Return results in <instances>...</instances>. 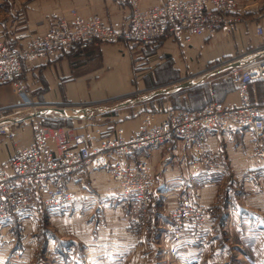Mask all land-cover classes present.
I'll list each match as a JSON object with an SVG mask.
<instances>
[{
    "label": "crops",
    "instance_id": "1",
    "mask_svg": "<svg viewBox=\"0 0 264 264\" xmlns=\"http://www.w3.org/2000/svg\"><path fill=\"white\" fill-rule=\"evenodd\" d=\"M239 2L234 15L241 13L243 18L211 37L199 35L179 41L168 35L145 49L130 47L124 41L101 43L26 62L23 77L31 86L36 107H19L14 85L0 82V127L6 126L14 134L13 138L0 134V164L17 144L32 141L36 119L44 122L50 117L65 122V118L68 123L63 126L89 130L99 144L114 137L119 128L126 136L132 135L147 112L154 110L162 120L174 106L171 100L161 101L167 94L189 99V108L202 106L208 101L194 99L198 87L207 82L209 100L237 104L232 69L264 59V33L256 32L258 25L264 28V0ZM156 3L142 0L144 8ZM71 7L83 14L96 13L105 23L124 26L131 15L126 0H33L26 10H20L16 26L1 28L0 41L21 44L20 32L44 35L58 13ZM94 58L97 61L93 62ZM171 70H178V74L166 77ZM188 72L193 75L187 77ZM160 74L162 81L169 83L160 86L152 81ZM185 82L191 84L182 86ZM159 88L171 89L135 100ZM148 89L152 91L144 93ZM140 92L144 94L137 96ZM250 92L253 101L261 103L263 82L252 83ZM77 112L80 116H73ZM249 138L250 133L240 127L230 132H202L201 139L211 144L221 161L216 170L196 174L192 173L194 151L187 150L181 139L138 151L134 162L146 160L156 178L154 201L140 232V224L134 228L137 201L124 195L105 170L75 174L67 184L82 191V207L75 209L72 203L66 210H45L39 216L26 212L0 224V264H28L33 257L41 259L39 264H264V162L253 156ZM193 201L215 208L218 232L211 235L208 254L170 221V209ZM46 219L60 233L49 228L51 235L45 236ZM208 229L212 227H206V232ZM72 236L82 239L83 244Z\"/></svg>",
    "mask_w": 264,
    "mask_h": 264
},
{
    "label": "built area",
    "instance_id": "2",
    "mask_svg": "<svg viewBox=\"0 0 264 264\" xmlns=\"http://www.w3.org/2000/svg\"><path fill=\"white\" fill-rule=\"evenodd\" d=\"M126 1L131 8L126 26L105 23L96 13L83 14L71 7L58 13L44 35L20 32L17 37L23 39L21 44L0 41V82L14 84L18 106L36 107L31 86L23 77L26 62L47 60L99 43L124 41L130 47L145 49L168 35L179 41L191 36L211 37L243 18L241 13L234 15L239 0H157L150 8H144L142 0ZM256 32L263 34V26L258 25ZM231 78L237 104L213 99L196 108H173L160 121L156 112H147L132 135L126 136L119 128L114 137L99 144L89 130L47 127L36 121L32 141L17 144L0 164V224L26 212L39 216L45 210H66L72 203L75 209L82 207V194L78 197V191H73L67 181L79 172L102 169L124 195L137 201L141 216L134 228L140 224V232L154 201L156 178L148 162H134L133 156L181 139L187 150L194 151L193 174L216 170L221 159L211 144L201 139L205 130L246 129L253 156L264 162V99L255 102L250 92V85L256 81L263 82L264 92V59L232 69ZM2 133L13 137L6 126L0 127ZM168 212L174 226L181 231L191 230L193 237L205 234L212 215L211 206L199 201L178 205Z\"/></svg>",
    "mask_w": 264,
    "mask_h": 264
},
{
    "label": "rangeland",
    "instance_id": "3",
    "mask_svg": "<svg viewBox=\"0 0 264 264\" xmlns=\"http://www.w3.org/2000/svg\"><path fill=\"white\" fill-rule=\"evenodd\" d=\"M31 1H33V0H0V30H1V28H6V26H16L17 23H15V22H17L19 20V16L21 14L20 10H22V11L23 10H26L27 4L29 2H31ZM13 30H15V29H13ZM8 43H10V42H8ZM99 44H101V43H99ZM95 61H97L96 58L93 59V62H95ZM93 62L91 64L93 66H95L96 64L93 63ZM205 68L206 69L207 68L209 69V67H205ZM177 72H178V70H176V72H174V70H171L166 77H169L170 75H172V76L173 75H176V74H178ZM191 75H193V72H188L186 74L187 77H189ZM196 75H198V74H196ZM149 78H150V76H149ZM152 81L154 83H157L156 85H159L160 84V86H163V84H165V83H169L166 80H165V82L162 81L161 74L155 80L152 79ZM156 81H158V82H156ZM198 88H199V93L197 94V98L194 99L195 102H200L201 103L203 101H209L208 98L211 97V94H208V91H209L208 88H210V83L209 82L204 83V84H202ZM149 91H152V89H148L144 93H148ZM144 93L140 92V94H138L137 96L142 95ZM133 97H136V95L133 96ZM133 97H131V98H133ZM161 98H162V100H161L162 102L163 101L168 102L169 100H171V102H172V104H174V106L175 105L176 106H181V107L183 106V107H186V108L191 107L190 100L189 99L183 100V98L180 97L178 94H167V95L164 96V98L163 97H161ZM174 106L172 108H175ZM181 107H176V108H181ZM152 112H155V111L153 110ZM36 120H39V119H36ZM63 120L65 122H58V118L53 119V118H50V117L49 118L46 117L45 120H43L44 122H42V120H41V122L43 124L46 123L47 124L46 125L47 127H50V126L52 127V125H56L55 127H65L66 126V123H68V122H67V120L65 118ZM141 120H142V118H141ZM60 124H62V125H60ZM63 125H65V126H63ZM69 127H71V126H69ZM211 209H212V215H211V217L208 220L207 227L208 226H209V228L212 227V229H208L209 232L208 231L207 232L205 231V234H203L201 237H198V235L195 236V237H193L191 230L182 231V233L189 234L191 236V239L193 240L192 242L194 244H196L197 246H199L201 252H204L205 251L206 254H208L209 253V250H210V247H209V244L208 243H209V241L212 238L211 235L212 236H215L217 234V232H218V229H217L218 226L216 225L217 224V220L215 218V208L211 206ZM138 211H139V206H138ZM139 214L140 213L138 212V216H139ZM140 216H141V214H140ZM147 217L148 216H146V222H147ZM170 221H172L171 218H170ZM45 224H46L47 227L44 228L43 231L45 232V236L49 237L51 235V232H52L51 230H53L52 228H54V227L52 226L53 224L50 221H48V219L45 220ZM171 224L173 225V228L175 227V229L177 228L178 230H180V228L178 226H174L173 223H171ZM54 229H55V231L53 230V233L54 232L55 233H60V232H58V230L56 228H54ZM34 235H36V234L33 233V236ZM142 236H140V237H142ZM71 238H73V240L76 241V242H78L79 244H83L82 243L83 242L82 239H80L79 237L72 236ZM35 248H34V251L35 252H36V250H39V249H35ZM45 251L46 250H44L43 255L46 256V254H44ZM74 255H75V253H74ZM47 256H49V258L47 257V259H50L51 255L49 254ZM35 258L36 257H33L32 259H30V262L28 264H39V262H40L41 259L40 258L35 259ZM65 263H67V262H65ZM46 264H48V263H46ZM194 264H200V262H196ZM202 264H205V261Z\"/></svg>",
    "mask_w": 264,
    "mask_h": 264
},
{
    "label": "water",
    "instance_id": "4",
    "mask_svg": "<svg viewBox=\"0 0 264 264\" xmlns=\"http://www.w3.org/2000/svg\"><path fill=\"white\" fill-rule=\"evenodd\" d=\"M191 82H185L184 84H182V86H186V85H190ZM171 88H159L158 90H155L154 92H151L150 94L143 96V97H139L136 98L135 100H141L142 98H147L148 96H150L151 94H158V93H164V92H168ZM73 116H80V113L77 112L75 113Z\"/></svg>",
    "mask_w": 264,
    "mask_h": 264
},
{
    "label": "bare ground",
    "instance_id": "5",
    "mask_svg": "<svg viewBox=\"0 0 264 264\" xmlns=\"http://www.w3.org/2000/svg\"><path fill=\"white\" fill-rule=\"evenodd\" d=\"M13 84V83H12ZM14 85V84H13ZM15 87V86H14ZM16 89V88H15ZM36 121H39L41 124H43L42 122H41V119H39V120H35L34 121V126H35V123H36ZM142 121V120H141ZM44 125V124H43ZM44 126H46V125H44ZM8 130H10L9 128H8ZM11 131V130H10ZM85 131H87V130H85ZM12 132V131H11ZM13 133V132H12ZM33 133H34V127H33ZM7 135H8V133H7ZM11 137V136H10ZM13 137H14V134H13ZM13 137H11V138H13ZM144 160V159H143ZM146 161V160H145ZM147 162V161H146ZM149 164V163H148ZM71 188V187H70ZM73 191L74 190H76V189H74V188H71ZM81 195V193L78 191V197Z\"/></svg>",
    "mask_w": 264,
    "mask_h": 264
},
{
    "label": "trees",
    "instance_id": "6",
    "mask_svg": "<svg viewBox=\"0 0 264 264\" xmlns=\"http://www.w3.org/2000/svg\"><path fill=\"white\" fill-rule=\"evenodd\" d=\"M8 42V41H7ZM12 44V43H11ZM45 125H47L46 123H44Z\"/></svg>",
    "mask_w": 264,
    "mask_h": 264
}]
</instances>
